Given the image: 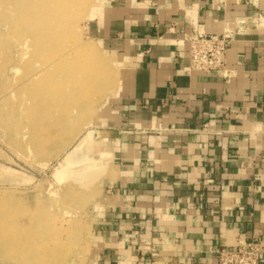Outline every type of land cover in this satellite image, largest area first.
Masks as SVG:
<instances>
[{
  "label": "crops",
  "instance_id": "1",
  "mask_svg": "<svg viewBox=\"0 0 264 264\" xmlns=\"http://www.w3.org/2000/svg\"><path fill=\"white\" fill-rule=\"evenodd\" d=\"M94 16L89 34L124 73L101 263L216 264L250 240L264 251V3L112 0ZM190 21L230 37L223 69L190 68Z\"/></svg>",
  "mask_w": 264,
  "mask_h": 264
},
{
  "label": "rangeland",
  "instance_id": "2",
  "mask_svg": "<svg viewBox=\"0 0 264 264\" xmlns=\"http://www.w3.org/2000/svg\"><path fill=\"white\" fill-rule=\"evenodd\" d=\"M42 1L0 0V264H102L117 170L106 130L124 73L88 25L112 0ZM38 20L62 37L40 40ZM37 70L46 89L27 93Z\"/></svg>",
  "mask_w": 264,
  "mask_h": 264
},
{
  "label": "built area",
  "instance_id": "3",
  "mask_svg": "<svg viewBox=\"0 0 264 264\" xmlns=\"http://www.w3.org/2000/svg\"><path fill=\"white\" fill-rule=\"evenodd\" d=\"M185 39L189 43L190 68L209 72L226 66L228 35L208 33L197 22L190 21ZM263 252L257 240L224 245L216 251V264H264Z\"/></svg>",
  "mask_w": 264,
  "mask_h": 264
},
{
  "label": "bare ground",
  "instance_id": "4",
  "mask_svg": "<svg viewBox=\"0 0 264 264\" xmlns=\"http://www.w3.org/2000/svg\"><path fill=\"white\" fill-rule=\"evenodd\" d=\"M44 3H46V1L45 0H43L42 1V7H43V4ZM29 10H28V12L26 13V11H27V7H26V10L23 12L24 14L21 16L22 17V21L23 22H28L27 24H30V23H33V22H31V21H28V20H30V19H32L34 16H33V14H40V12H38V13H33L34 11L32 10L33 9V3L31 2L30 3V7L28 8ZM59 9H60V7H59ZM59 9L58 10H53L54 12L52 13V15H51V11L50 12H47V17L48 18H51V17H55L56 19V25L59 23V20H58V17H57V13H58V11H59ZM18 11V10H17ZM50 15H51V17H50ZM18 20L16 21L17 23L19 22V17L17 18ZM21 21V22H22ZM22 24V23H21ZM40 27H43V31L41 30V28ZM32 28H33V30H34V32H37L38 31V33L40 34V40L42 39L44 42H46V40H48L49 39V35L51 34V33H54V36L53 37H55L56 36V38H61L62 37V32H61V29H58V26H57V28L56 29H54V30H51L50 28H49V24L47 23V24H45V25H42L41 23H40V21L38 20L33 26H32ZM50 29V30H49ZM36 34V33H35ZM38 34V35H39ZM42 41V42H43ZM48 43V42H47ZM90 71V70H89ZM88 71V72H89ZM87 72V71H86ZM91 72V71H90ZM88 75H89V73H87ZM31 76L30 77H28L27 78V81H26V84H27V88H26V92L27 93H32V94H36V93H38L39 91H41V90H45L46 89V87L45 86H43V87H41L42 85H43V83H44V81H45V75H44V72H43V70H37V71H35L34 72V74L32 75V74H30ZM82 83L84 84V82L82 81Z\"/></svg>",
  "mask_w": 264,
  "mask_h": 264
}]
</instances>
